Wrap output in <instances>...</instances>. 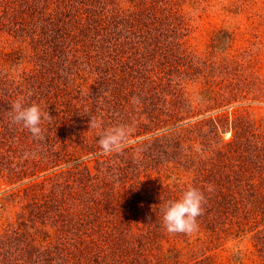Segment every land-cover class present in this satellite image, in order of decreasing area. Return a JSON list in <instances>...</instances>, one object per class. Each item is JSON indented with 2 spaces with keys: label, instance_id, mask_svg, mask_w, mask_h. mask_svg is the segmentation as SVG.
Listing matches in <instances>:
<instances>
[{
  "label": "rangeland",
  "instance_id": "374dc122",
  "mask_svg": "<svg viewBox=\"0 0 264 264\" xmlns=\"http://www.w3.org/2000/svg\"><path fill=\"white\" fill-rule=\"evenodd\" d=\"M0 72V264H264V0H0ZM92 115L131 127L121 153ZM209 185L191 236L138 219Z\"/></svg>",
  "mask_w": 264,
  "mask_h": 264
},
{
  "label": "clouds",
  "instance_id": "9594fccd",
  "mask_svg": "<svg viewBox=\"0 0 264 264\" xmlns=\"http://www.w3.org/2000/svg\"><path fill=\"white\" fill-rule=\"evenodd\" d=\"M131 103H140L138 96L131 98ZM11 111L7 113L11 117V123L26 129L34 139H44L45 129L42 125L50 123L52 117L42 109L40 104L27 103L24 97H17L11 103ZM89 127L101 129L98 133L97 143L103 154L121 153L128 143L131 127L118 124L111 128L104 129L102 123L91 116ZM212 186L201 190L195 186H188L178 198L168 200L161 208V222L163 229L168 234H183L191 236L199 230L198 218L203 215L207 203L205 191L212 192Z\"/></svg>",
  "mask_w": 264,
  "mask_h": 264
},
{
  "label": "trees",
  "instance_id": "16d2710c",
  "mask_svg": "<svg viewBox=\"0 0 264 264\" xmlns=\"http://www.w3.org/2000/svg\"><path fill=\"white\" fill-rule=\"evenodd\" d=\"M80 5H84V4H80ZM154 5V4H153ZM152 7V4L150 3L149 5L147 4V7H145V8H143V9H147V10H149L150 8ZM85 8V9H84ZM81 10H84V12H82ZM145 11V10H144ZM86 13L88 14V15H86ZM141 13L143 14V11L142 12H140V14H138V16L140 15L141 16ZM91 15H94L95 16V13H94V11H92V9H90L89 7H83L82 6V8L81 7H78L76 10H74V11H72V14H70L69 16V20L70 21H67L66 22V24H67V26H69V25H71V24H69L70 22L72 23V26L71 27H69V29L70 30H75L76 29V31H79L81 34V36H83L84 35V33H86V32H88V30L90 29L89 27H91L90 26V24L88 23V21H89V19H87V18H89ZM140 18V20L139 19H137L136 21H138V23H140L141 21H143L144 19H142L141 17H139ZM135 21V22H136ZM56 22H60V19L59 20H56ZM54 25V24H53ZM52 25V26H53ZM59 25V24H58ZM79 25H85V27H84V29L81 27V26H79ZM135 25H137V24H135ZM55 26V25H54ZM42 30V29H41ZM60 30V29H59ZM50 31V30H49ZM45 37H47L46 36V33H44L43 34ZM115 39H117V38H115ZM115 41V40H114ZM106 44V43H105ZM107 44H109V43H107ZM114 45H117V43H114ZM113 52H118V50L117 49H115L114 51H112V53ZM16 55V54H15ZM115 55H117V54H115ZM115 59V58H114ZM113 59H111V61H112ZM144 70H146V69H144ZM2 74H1V72H0V76H1ZM4 75V74H3ZM5 76V75H4ZM1 79H3V76H2V78H0V80ZM3 84H6L5 83V81L3 82V83H1L0 84V92L2 91L3 93H5V92H9V89H6V87L5 86H3ZM15 92V94L18 96V94H20V90L19 89H16V88H12V92ZM51 106V105H50ZM71 131V129H68V132H70ZM210 178H212V177H210ZM97 204H96V206H101L102 205V203L100 202H96ZM93 204V203H92ZM97 209V208H96ZM98 213V216H100V211H99V209H97L96 211H95V213ZM142 212V217H140V218H138L139 220L141 219V220H144V221H146V222H151V223H156L157 221L158 222H160V219H161V216H162V214L160 215V213H157V214H153V213H149V211H141ZM135 216V215H134ZM132 218L133 219H135V217H133L132 216ZM120 219H122V221H129L130 220V218H129V215L127 214H125V212H123L121 215H120ZM157 225H148L147 227H145V229H143L142 228V231L139 229V231H140V233H137L136 234V236L138 237V239L141 241V242H143V241H150L149 239V237L151 236V231H150V227H156ZM148 228V229H147ZM123 231H125L124 233H123V235H122V238H123V240H121L124 244H126L127 243V240H129L130 239V233H129V235H128V232H129V228H128V226L126 227L125 226V228H123ZM128 236H129V238H128ZM88 246V245H87ZM86 246V247H87ZM89 247V246H88ZM84 249H85V247H82V249H81V251H84Z\"/></svg>",
  "mask_w": 264,
  "mask_h": 264
}]
</instances>
